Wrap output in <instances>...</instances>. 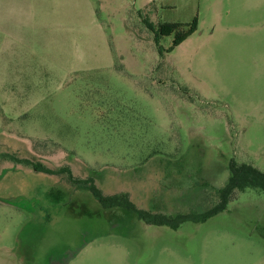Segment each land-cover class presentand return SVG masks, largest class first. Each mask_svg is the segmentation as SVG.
I'll return each mask as SVG.
<instances>
[{"label": "rangeland", "instance_id": "obj_1", "mask_svg": "<svg viewBox=\"0 0 264 264\" xmlns=\"http://www.w3.org/2000/svg\"><path fill=\"white\" fill-rule=\"evenodd\" d=\"M233 159L264 172V0H0V264H264L263 191L174 230L86 184L202 214Z\"/></svg>", "mask_w": 264, "mask_h": 264}, {"label": "trees", "instance_id": "obj_2", "mask_svg": "<svg viewBox=\"0 0 264 264\" xmlns=\"http://www.w3.org/2000/svg\"><path fill=\"white\" fill-rule=\"evenodd\" d=\"M148 27L156 32L157 36L170 37L175 35L173 47L169 49L168 52H171L174 48L180 46L197 31L196 21L188 25L186 30L183 29L184 25L180 23H165L158 28H154L151 24H148ZM27 163L31 164L35 171L46 173L48 175H58L69 172L67 168H63L56 172L51 169L42 168L40 165L28 161ZM228 169L230 172L229 179L224 187L218 189V204L215 207L202 214H179L174 217L166 216L162 213H156L151 210L141 209L131 201L128 194L105 196L92 180H88L86 184L92 195L105 209H123L127 212L134 213L139 220L147 225L167 226L177 230L183 223H204L210 218L226 211L229 203L235 198L237 193H244L248 190L264 192V172L258 168L247 163H238L233 159L229 162Z\"/></svg>", "mask_w": 264, "mask_h": 264}]
</instances>
